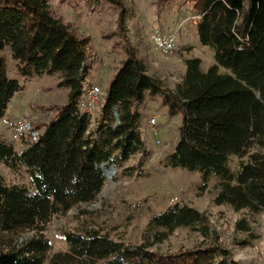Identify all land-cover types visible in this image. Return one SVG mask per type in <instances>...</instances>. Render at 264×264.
Returning <instances> with one entry per match:
<instances>
[{"label": "trees", "instance_id": "16d2710c", "mask_svg": "<svg viewBox=\"0 0 264 264\" xmlns=\"http://www.w3.org/2000/svg\"><path fill=\"white\" fill-rule=\"evenodd\" d=\"M104 1L119 8L116 26L121 32L119 0ZM47 2L0 0V51L8 48L22 79L5 75L0 55V118L12 94L34 76L57 73L56 85L67 89L64 103L47 106L54 113L35 141L17 151L0 137V163L12 170L22 167L28 176L25 186L7 184L0 175V264H237L216 241L206 242L205 217L184 203H173L148 220L153 228L187 227L201 236L194 247L173 252H156L144 241L130 244L80 227L66 229V249L50 253L44 232L53 215L95 199L105 178L100 164L109 161L120 167L140 149V113L132 106L145 92L158 95L170 113L181 110L178 140L166 164L197 171L200 188L210 175L216 177V205L264 211V0H182L195 13L197 40L211 50L212 63L201 69L198 57L183 58V73L171 92L147 73L146 64L125 44V57L92 121L77 110L89 67L87 37L53 18ZM252 146L257 150L250 152ZM231 156L245 159L231 170ZM235 227L247 230L243 220ZM28 232L31 235L19 243L13 239Z\"/></svg>", "mask_w": 264, "mask_h": 264}, {"label": "rangeland", "instance_id": "374dc122", "mask_svg": "<svg viewBox=\"0 0 264 264\" xmlns=\"http://www.w3.org/2000/svg\"><path fill=\"white\" fill-rule=\"evenodd\" d=\"M155 2L119 0L123 10L120 32L116 26L119 8L104 0L88 5L81 0H48V11L53 18L67 25L75 35L87 37L85 61L89 67L86 84L92 82L100 89L97 111L103 103L109 81L125 57V44L136 58L146 64L147 73L171 92L183 73V58L198 57L201 69L212 63L211 50L197 40L196 16L189 5L182 0L159 6ZM151 27L172 33L180 52L168 57L155 52L148 35ZM0 55L4 59L5 75L21 82L8 48L4 47ZM57 81V73L41 74L14 92L8 101L7 111L0 118V137L7 139L5 124L22 109H27L24 116L29 117L35 126L41 127L46 123L54 113L47 106L62 104L66 100L67 89L58 87ZM132 107L140 113L138 129L144 148L135 151L120 167L113 166L112 174L109 178L104 176L103 187L92 202L50 218L44 232L50 243V253L66 249L62 238L66 229L80 227L97 229L130 244L144 241L150 250L160 253L194 247L202 240L197 231L187 227L166 231L148 225L154 214L173 203H184L205 217L209 226L207 243L216 241L228 253L229 259L237 264H264V211H234L228 205H216L212 201L217 192L216 177L210 175L205 187L200 188L201 178L197 171L166 164V155L178 140L181 110L177 108L170 113L158 95L151 96L147 92L142 101ZM151 116L156 119L155 138L158 143L155 145L144 127L146 119ZM13 146L17 151L21 148L18 143H13ZM255 150V146L249 148L250 152ZM244 159L245 156L240 159L231 156L229 168L234 170L237 161ZM109 163L105 162L103 167ZM0 175L7 184L28 186V176L22 167L12 170L0 163ZM239 220L247 225L246 231L236 229L235 222ZM30 235L28 232L13 239L19 243ZM94 264H104V261Z\"/></svg>", "mask_w": 264, "mask_h": 264}, {"label": "built area", "instance_id": "2783aa9c", "mask_svg": "<svg viewBox=\"0 0 264 264\" xmlns=\"http://www.w3.org/2000/svg\"><path fill=\"white\" fill-rule=\"evenodd\" d=\"M148 35L152 48L155 52H159L167 57L180 52L172 33H165L158 28L151 27ZM99 93V87L96 84L90 82L85 85L83 93L77 102L78 113H86L91 117V121L97 116V101L99 98ZM155 124L156 119L154 116L147 118L144 123L145 130L151 137L152 143L154 145L158 143V140L155 138ZM42 131L43 126L37 127L33 124L29 117L20 115L9 126L7 139L12 144L33 142L40 136ZM143 135L145 137L146 134ZM141 148H144L143 142L140 149Z\"/></svg>", "mask_w": 264, "mask_h": 264}, {"label": "crops", "instance_id": "0c3cea01", "mask_svg": "<svg viewBox=\"0 0 264 264\" xmlns=\"http://www.w3.org/2000/svg\"><path fill=\"white\" fill-rule=\"evenodd\" d=\"M7 108H8V104H7ZM7 108H6V111H7ZM5 111V112H6ZM27 112V109H22V110H20L19 111V113L17 114V115H15V116H13L11 119H9L7 122H6V133H7V135H8V128H9V126L13 123V121H15L16 120V118L18 117V116H20V115H24L25 113ZM20 146H21V148H23V146H24V144H22V143H18ZM20 148V149H21Z\"/></svg>", "mask_w": 264, "mask_h": 264}, {"label": "water", "instance_id": "95a60500", "mask_svg": "<svg viewBox=\"0 0 264 264\" xmlns=\"http://www.w3.org/2000/svg\"><path fill=\"white\" fill-rule=\"evenodd\" d=\"M113 116L115 117V120H116V122H117V115H116V112H115V111H113ZM103 164H104V163L100 164V168H101V170H102V172H103V175H104L105 177H108V176H110V175L112 174V172H113V170H114L113 165H112V164H108L107 167L104 168V167H103Z\"/></svg>", "mask_w": 264, "mask_h": 264}, {"label": "bare ground", "instance_id": "6f19581e", "mask_svg": "<svg viewBox=\"0 0 264 264\" xmlns=\"http://www.w3.org/2000/svg\"><path fill=\"white\" fill-rule=\"evenodd\" d=\"M109 178V177H108Z\"/></svg>", "mask_w": 264, "mask_h": 264}]
</instances>
